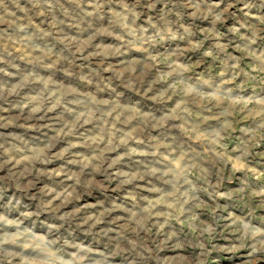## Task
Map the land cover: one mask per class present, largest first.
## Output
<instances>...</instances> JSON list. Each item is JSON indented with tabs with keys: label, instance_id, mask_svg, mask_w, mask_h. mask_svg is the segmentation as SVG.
Instances as JSON below:
<instances>
[{
	"label": "clouds",
	"instance_id": "1",
	"mask_svg": "<svg viewBox=\"0 0 264 264\" xmlns=\"http://www.w3.org/2000/svg\"><path fill=\"white\" fill-rule=\"evenodd\" d=\"M0 264H264V0H0Z\"/></svg>",
	"mask_w": 264,
	"mask_h": 264
}]
</instances>
